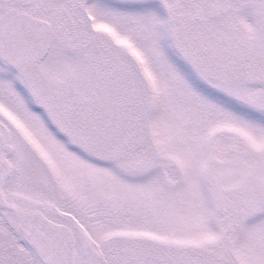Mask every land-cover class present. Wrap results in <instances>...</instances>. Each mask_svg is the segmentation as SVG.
Here are the masks:
<instances>
[{"label": "snow or ice", "instance_id": "1", "mask_svg": "<svg viewBox=\"0 0 264 264\" xmlns=\"http://www.w3.org/2000/svg\"><path fill=\"white\" fill-rule=\"evenodd\" d=\"M0 264H264V0H0Z\"/></svg>", "mask_w": 264, "mask_h": 264}]
</instances>
